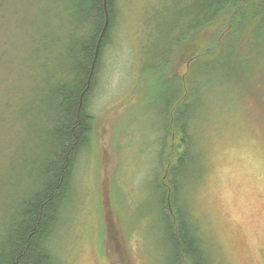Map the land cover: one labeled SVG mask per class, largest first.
Segmentation results:
<instances>
[{
  "label": "rangeland",
  "instance_id": "obj_1",
  "mask_svg": "<svg viewBox=\"0 0 264 264\" xmlns=\"http://www.w3.org/2000/svg\"><path fill=\"white\" fill-rule=\"evenodd\" d=\"M203 1L115 0V23L88 102L91 144L78 157L65 226L53 243L57 264H170L155 186L166 162L177 164L185 150L172 123L186 107L194 143L185 155L189 176L181 196L190 218L202 226L218 264H264V71L249 73L245 88L230 87L219 82H230L222 62L223 74L220 65L211 71L216 80L197 83L200 76L186 62L192 48L177 41ZM0 4V40L18 56L14 69L28 88L15 115L0 121L2 236L15 205L36 188L45 159L44 118L37 114L43 84L61 71L57 61L67 72L71 60L68 37L49 63L44 50L48 29L56 28L55 38L67 23L65 0ZM6 31L13 38L3 39ZM31 37L43 50L25 60L19 55L28 54ZM186 81L188 98L180 102Z\"/></svg>",
  "mask_w": 264,
  "mask_h": 264
},
{
  "label": "trees",
  "instance_id": "obj_2",
  "mask_svg": "<svg viewBox=\"0 0 264 264\" xmlns=\"http://www.w3.org/2000/svg\"><path fill=\"white\" fill-rule=\"evenodd\" d=\"M2 6L0 4V8ZM115 9V0H107V11L104 0H65L66 25L59 27L60 35L55 38L56 28L48 29L50 41L44 47L45 53H48L46 62L54 60L56 53L63 51L64 40L68 37L66 54L71 64L66 72L64 63L57 61L61 71H51L43 84L40 96L43 110L37 114L44 118L45 159L43 163L39 162L36 188L24 194L15 205L12 224L0 236V264H57L56 248L48 245V239L52 242L60 234L57 228L63 224L62 216L71 204L78 157L91 144L92 116L88 113V102L96 86L104 46L114 26ZM107 12L109 23L94 63ZM194 18V25L188 31H181L177 42L179 47L186 42L192 48L186 62L190 63L191 70L194 69L191 73L196 72L195 75L200 76L197 83L216 80L211 71L216 72L218 67L215 66L220 65L223 74L222 62H226L228 69L225 77L230 82L225 79L219 82L230 87L245 88L249 73L263 74L264 0H204L196 7ZM4 33L7 35L3 39L12 37L10 31ZM7 46L0 40L1 123L15 115L12 109L20 92L28 89L17 77L20 71L14 69L18 56L9 54ZM42 50L31 37L28 54L19 57L29 60ZM39 66L43 68L40 63ZM187 81L186 91L184 85L180 87V102L188 98L190 86ZM188 115L190 111L186 107L179 117L173 119L172 129L183 135L185 150L177 159V164L176 160L166 162L164 175L158 177L155 188L159 193L165 241L171 250L170 264H216L211 247L210 252L207 249L209 245L202 226L197 219L190 218V204L181 196L189 176L185 155L194 143L188 133ZM163 154L164 159L165 150Z\"/></svg>",
  "mask_w": 264,
  "mask_h": 264
},
{
  "label": "bare ground",
  "instance_id": "obj_3",
  "mask_svg": "<svg viewBox=\"0 0 264 264\" xmlns=\"http://www.w3.org/2000/svg\"><path fill=\"white\" fill-rule=\"evenodd\" d=\"M104 2H105V0H104ZM116 19V18H115ZM107 23H109V14L107 15L106 14V19H105V25L107 24ZM114 23H115V20H114ZM104 28H105V26H104ZM104 28H103V30H104ZM103 32V31H102ZM100 63L102 64V61L100 60ZM89 104V103H88ZM88 108H89V106H88ZM88 113L91 115V113L89 112V109H88ZM74 177H75V173H74ZM74 177H73V180H74ZM74 188H75V186H74V184H73V187H72V190H71V192H74ZM62 227H64L65 226V224H62L61 225ZM55 242V240L53 239V241L51 242V239L49 238L48 239V245H50V246H52L53 247V243ZM54 249V248H53Z\"/></svg>",
  "mask_w": 264,
  "mask_h": 264
},
{
  "label": "water",
  "instance_id": "obj_4",
  "mask_svg": "<svg viewBox=\"0 0 264 264\" xmlns=\"http://www.w3.org/2000/svg\"><path fill=\"white\" fill-rule=\"evenodd\" d=\"M105 8H106V11H107V0H105ZM107 15H108V12H107ZM107 26H108V23L105 25V28L100 36V39H99V42H98V45H97V49H96V54H95V59H94V63L96 62V59H97V56H98V50H99V47H100V43L102 41V38L105 34V31L107 29ZM92 72H93V68H92Z\"/></svg>",
  "mask_w": 264,
  "mask_h": 264
}]
</instances>
